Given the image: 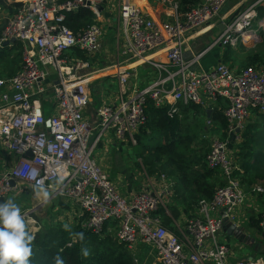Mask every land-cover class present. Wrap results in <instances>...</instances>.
Segmentation results:
<instances>
[{
	"label": "built area",
	"instance_id": "1",
	"mask_svg": "<svg viewBox=\"0 0 264 264\" xmlns=\"http://www.w3.org/2000/svg\"><path fill=\"white\" fill-rule=\"evenodd\" d=\"M230 1L203 0L183 12L173 0L168 19L157 23L133 0H119L117 61L95 67L104 26L96 21L74 31L67 21L83 10L99 20L98 7L106 0H14L17 5L1 32L0 45L20 44L22 63L17 73L0 78V203L33 192L36 180L47 177L51 197L64 200L78 219L85 217L83 227L99 235L106 228L114 231L117 242L131 252L146 244L155 248L161 264H229L231 248L219 235L226 223L237 225L247 192L236 176L239 165L230 156L228 138L241 139L253 111L264 114V65L234 70L221 61L210 70H195L202 54L188 59L185 50L189 38L216 23ZM260 8L264 0H255L225 26L214 44L247 42L243 36L260 17ZM73 50L83 58L73 57ZM161 53L166 63L154 60ZM144 65L160 75L139 89L131 78ZM102 76L117 79L119 100L91 113L90 87ZM220 100L226 102L227 139H214L207 163L225 185L211 201L200 203L177 235L155 215L160 209L169 214L173 181L165 174L146 175V185L127 199L100 164V151L112 141L137 145L148 123L149 101L173 118L181 115L182 106L199 104L213 110ZM44 102L50 106L47 110ZM205 124L213 127L209 117ZM57 175L65 177L63 184L55 182ZM250 192L264 196L261 186ZM25 216L31 225L38 224L32 215ZM259 220L264 233V205Z\"/></svg>",
	"mask_w": 264,
	"mask_h": 264
},
{
	"label": "trees",
	"instance_id": "2",
	"mask_svg": "<svg viewBox=\"0 0 264 264\" xmlns=\"http://www.w3.org/2000/svg\"><path fill=\"white\" fill-rule=\"evenodd\" d=\"M178 1L180 2L181 10L187 12L203 0ZM261 16H264V14H261ZM92 17L91 11L83 10L78 14L69 15L68 25L72 30L78 31L89 26ZM82 21L81 26H84L80 27ZM260 45L264 47V38ZM260 60L262 58L258 54L250 59L252 63ZM189 107L194 108L197 113L193 125H188L189 113L182 118L179 115L170 118L166 116V111L155 108L153 102L149 101L146 108L148 123L138 136L137 143V146L142 150L139 153L143 160L142 164L144 167L146 166L145 169L148 174H165L174 183V193L170 201L169 214L164 209H160L155 215L161 219L164 226L177 235H180V231L178 232V228L174 224L175 221H178L181 210L194 216L199 208V202L205 199L206 201H211L217 188L225 185V181L218 174L219 172L213 171L208 167L207 159L212 147L208 151H204V153H199L200 151H194V146L191 144V142H195L196 139L211 132V128L207 127L205 122L204 125L197 123L200 114L203 117H208V112L203 110V113H201L202 110L195 104H191ZM258 114L264 118V114L259 111ZM209 118L213 122L216 120L213 113ZM220 122L222 128L227 129L228 123L226 119ZM255 128H260V126ZM147 130H149V133ZM246 130H250L249 133H251L253 127L244 129V134ZM224 135L227 136L226 134ZM194 137L196 138L193 139ZM246 137L248 138L247 142L245 144L242 143L241 147H239L240 153L238 156L241 155V157L238 159L234 157V161L239 165L236 176L240 180L242 187L245 188V191H251L256 186L264 188V135L260 131L253 138L248 137V135ZM183 147L185 149V153H183L185 157L182 162L179 160L173 163L174 168L172 169L168 168L165 163L161 164L163 157H167L169 162L170 160L174 162L177 155L181 158L177 150ZM158 164H161V167H158ZM83 219L85 217L81 218V220ZM81 220L67 231L60 229V227H55L54 229L38 232L32 244L33 255L30 258V264H54V257L57 255L62 257L64 264H136L132 253L127 250L124 244L115 242L109 236L110 234L107 233V228L103 234L99 235L83 227ZM259 222L260 220L258 221L257 229L261 232ZM80 232L84 233L85 236L83 243L73 238V234ZM113 235L115 236L114 231ZM82 247L89 249L90 253L87 257L81 254Z\"/></svg>",
	"mask_w": 264,
	"mask_h": 264
},
{
	"label": "crops",
	"instance_id": "3",
	"mask_svg": "<svg viewBox=\"0 0 264 264\" xmlns=\"http://www.w3.org/2000/svg\"><path fill=\"white\" fill-rule=\"evenodd\" d=\"M13 1L14 0H0V36L8 17L14 12L15 5H17V3H14ZM133 1L135 3L137 2V4L140 5V7L142 8L143 12L149 14L152 18L155 19L157 23H163L168 19L166 13L167 10L169 9L170 2L173 0H133ZM254 1L255 0H231L224 8L221 18L216 23L212 24V26L204 29L198 34H194L189 38L188 46L186 47L185 50V57L190 59L194 54H202L201 58L199 59V63L194 66L195 70H201V69L210 70L221 61L225 62L228 66H230L234 70H240L232 66V63H229L228 58L232 53L231 50H233L234 52H239L241 49L249 48L253 41H248L247 43H243L242 41H239L236 45H229V46L214 44V42L216 38H218L219 35L223 32L225 26L229 24L231 20H233L232 18L233 15L236 13V10L241 5L245 3L251 4ZM118 6H119V0H106L105 6L102 7L103 9L101 11L102 12L101 18L98 20L99 22L100 21L102 22V25L107 31L102 41V48L100 54L98 55L100 57L101 55L103 56V58L101 57L102 59H104L103 63H116L117 61V41H118V35L120 33V26L118 21ZM259 11H260V15L264 14V8H260ZM94 16L95 15H93V17L91 18V21L94 19ZM103 22L104 24L106 22L107 25H104ZM82 23L83 21L80 23V27L84 26V25L81 26ZM260 23H259L260 27L258 29H256L257 27L255 24L254 26H252L250 30V32L253 31H255L256 33L258 32L257 33L258 37L259 36L261 37V34H264V26H262L264 23V17L260 19ZM261 28L263 33L260 34L259 30H261ZM111 35H112L111 39L114 40L112 45H110L105 39V37L108 38ZM210 40H211L210 44L207 45L208 41ZM71 55L73 57L83 58V54L79 50H73L71 52ZM96 58L97 57H95L94 60ZM154 60L158 63L167 62L165 55L162 53L156 55L154 57ZM21 63H22V47L20 44L12 43L11 45L10 44L0 45V77L1 78L10 77L15 73H17L21 67ZM154 71L157 72L156 75L157 76L156 79H157L160 75V72L158 69H154ZM153 80H149L148 82L142 81L139 84H136L135 81H132L131 78V83L137 86L139 89H141L153 83ZM139 81H141V79ZM95 83H99V86L101 85V88H98L97 90L92 88V85H94ZM104 84L107 85L109 88L104 89L103 88ZM90 88H91V103H90L89 112L91 113H94V110L97 109L101 104L108 102H117L119 100L117 79L114 76H108V77L102 76L96 82H93ZM94 98L95 101H97L96 105H93ZM195 105L200 107L199 109L202 110L201 113H203V110L207 111L208 117H210V115L213 113V116L216 119L214 121L216 130L212 129L210 134L213 132H215V134L220 132L226 134L225 132L226 129L222 128L220 124L221 123L220 121L225 120L224 110L226 107V102L224 100L218 101L215 104L216 106L213 110L205 105H199V104H195ZM206 105L212 106V104H210L208 100H206ZM192 107L182 106L181 107L182 111L180 116L184 117L187 115V113H189V115L195 114V116L197 117L196 115L197 113L195 112L196 110ZM201 115L202 114H200L199 116V120L203 122L204 125L206 117H203ZM247 127L248 125L246 126V128ZM243 132H241V135L243 134ZM118 143H122V145H124V142L115 141L113 142L111 148L116 149L117 146L122 147V145H119ZM125 143H128V145L131 148L137 146V145L136 146L131 145L130 142H125ZM230 148L231 147L229 143V152L232 151L230 150ZM230 156L231 157L233 156L231 152H230ZM111 165L112 164L109 162L108 164H106V168L113 176L114 168H112ZM121 173L123 174V176H121V178L118 177L114 180L118 186V191L125 198L129 199L135 194V192H137V190H139V187L133 185L134 178L131 175L128 176L126 170L121 171ZM121 173L118 174L120 175ZM218 174L223 179L222 175L220 173ZM117 175H114L113 177ZM246 192L247 194H246L245 202L238 210L239 218L237 225L243 228L250 237L255 239V245L253 247H249V245H247L244 242H240L238 239H236V237L230 236L228 231L225 229L221 231L219 237L221 242L226 243L228 245L230 243L229 246L232 252L229 257V264H238L240 262L250 263L254 261L255 262L261 261L262 264H264V233L260 232L257 229V225L260 217V211L262 206L264 205V196L251 194L250 190L249 191L246 190ZM64 206L66 207L67 210H70V207L68 205H64ZM191 216L192 214L189 215V213L185 212L184 210H181L179 219L178 221H175L174 224L178 228V232L180 231V229L182 230L184 228L185 223L191 218ZM251 259L253 260L251 261ZM209 264H213V263H209Z\"/></svg>",
	"mask_w": 264,
	"mask_h": 264
},
{
	"label": "rangeland",
	"instance_id": "4",
	"mask_svg": "<svg viewBox=\"0 0 264 264\" xmlns=\"http://www.w3.org/2000/svg\"><path fill=\"white\" fill-rule=\"evenodd\" d=\"M251 4L245 3V4L241 5L236 10V13L233 15L232 19L234 20L236 17H238L242 13H244L248 9V7L251 6ZM262 17H264V16L260 15V17L258 16V18L254 20L253 26L256 24V27H257L256 29H258L260 27L259 23H260V19H262ZM96 21H98V20L94 16V19L89 24H92L93 22H96ZM99 23L102 25L101 21ZM103 24H104V22H103ZM104 25H107V23L105 22ZM262 26H264V23ZM259 31H260L259 32L260 34L263 33L262 28ZM111 37H112V35L108 38L105 37V39L107 40V42L110 45H112L113 41H114L113 39H111ZM263 38H264V34H261V37L259 36L258 39L254 40L249 48L241 49L239 52H234L233 50H231L232 53H231L230 57L228 58L229 63H232V66L236 67L237 69H244V68L261 69V67L264 65V47L260 45V42H262L261 40ZM210 42H211V40L208 41L207 45L210 44ZM247 42H245V43H247ZM241 48H242V46H241ZM256 54L260 55L262 60H260L256 63H252L250 61V59L252 58V56H254ZM101 57L103 58L102 55H101ZM101 57L97 56L98 60H97V58L94 60L95 67L99 66L98 64H101V63H102L101 66L104 64H110V63H103L104 59H102ZM143 67H145V68H143ZM153 68L154 67H152L150 65L149 66L148 65L141 66L140 68H138V71L132 77V81H135L136 84H139L142 81L148 82L149 80L154 79L153 80V82H154L156 80V77H157L156 76L157 72L154 71V69H156V68H154V69ZM140 79H141V81H139ZM92 88L97 90L98 88H101V85L99 86V83H95L94 85H92ZM103 88L108 89L109 87L104 84ZM96 103H97V101H95V98H94L93 105H96ZM48 108H50V106L48 105V103L44 102V109L47 110ZM256 112L254 111L252 113V115L250 116V118L245 123V128L247 125H248L247 128L253 127V131H251V133H249L250 130H246L245 134L243 133L241 135L240 140H238L236 138H228V141H229L230 147H231L230 150H232L230 152H231V154H233V156H232L233 159H234V157L236 159L241 157V155L238 156V154L240 153L239 147H241L242 143L245 144L247 142L248 138L246 137V135H248V137L253 138V136L255 134H259L260 131L263 132V135H264V118L260 114H258V111H256ZM180 117L182 118V116H180ZM194 119H195V114L189 115L188 119H187L188 125H191V124L193 125ZM197 123L203 125V122H201L199 119H197ZM258 125L260 126V128H255L256 126L259 127ZM212 126L213 127H211V130L212 129L216 130L214 122H213ZM147 131L149 133V130H147ZM206 137H207V139H204V136H203V137H200L201 139L199 138V139H196L195 142H191V144L194 146V151H200L199 153H204V151H208L210 147H213L214 139H217V138H220L221 140L227 139V136H225L224 133H222V132L216 133V134H215V132H213L211 134L209 133L208 135H206ZM195 138L196 137H194L193 139H195ZM113 142H115V141H112L111 144H109V142H108L109 145L105 144L102 147V149L100 151V160H101L100 164L102 165V167L104 169L107 170L106 164H108L110 162L112 164L111 165L112 168H114L113 176L117 175L118 173H121V171H123V170H126L127 175L128 176L131 175L134 178L133 185L139 187V190L142 189L147 183L146 175H148L149 177H155V175H149L145 169L146 166L144 167V165L142 164L143 160H142V157L139 153V151H142V150L138 146L131 148L128 145V143H125V142H124V145H122V143H118L119 145H122V147L117 146L116 149L111 148ZM110 148H111V150H110ZM146 151L148 152V150H146ZM184 151H185L184 147L177 150V153H179L181 155V158L179 155H177L175 157L174 162H172L173 160H170V162H169L167 157H166L167 159L165 157H163L161 164L165 163L168 166V168H170V169L174 168L173 163L178 162L179 160L181 162L183 161V159L185 157V155L183 154V153H185ZM189 152L191 153L190 150H189ZM186 154L189 155L188 153H186ZM147 158H148V156H147ZM181 162H179V163H181ZM161 164H158V167H161ZM109 174H110V172H109ZM110 176L114 180L118 177L121 178V176H123V174L122 173L120 175L118 174L115 177H113L110 174ZM12 198H14V201L19 205V207L21 208V212L24 216L30 214L33 216L34 220L37 221L38 224L31 225V223L28 222V217L25 216V219L28 222L29 230L35 236L38 232L40 233V231H45L48 229H54L55 227H60V229H64V227H63L64 224H69V228H70L71 226L77 225L79 220H80V219H78L79 215L77 216L76 211L72 210L71 208H70V210H67L66 207L64 206V205H67V203L59 197H51L50 196V199L47 203H43L41 200L37 199L34 195V192H29L27 194H24L21 196V198H17V197H12ZM203 201H206V199L201 200L199 202V204ZM107 233L110 234L109 236L115 242L117 241L115 239V236L113 235V231L107 230ZM105 235H107V234H105ZM229 245H230V243H229ZM129 252H131V251H129ZM131 253H132V256L134 257V262L136 264H160L158 256H157V252L155 251V248L151 245L140 244Z\"/></svg>",
	"mask_w": 264,
	"mask_h": 264
},
{
	"label": "clouds",
	"instance_id": "5",
	"mask_svg": "<svg viewBox=\"0 0 264 264\" xmlns=\"http://www.w3.org/2000/svg\"><path fill=\"white\" fill-rule=\"evenodd\" d=\"M46 179L47 177L37 179L33 186L35 197L43 203H47L52 195L49 188L45 186ZM64 179L63 175H57L55 182L63 184ZM63 227L67 231L69 224H64ZM73 238L81 243L85 241L82 232L73 234ZM34 240L35 236L29 230L28 222L14 198L0 203V264H30ZM89 253L88 248H81V254L84 257H87ZM54 264H64L60 255L54 257Z\"/></svg>",
	"mask_w": 264,
	"mask_h": 264
},
{
	"label": "water",
	"instance_id": "6",
	"mask_svg": "<svg viewBox=\"0 0 264 264\" xmlns=\"http://www.w3.org/2000/svg\"><path fill=\"white\" fill-rule=\"evenodd\" d=\"M98 9L99 11H102L103 8L99 6ZM8 44V42L4 43V45ZM47 125L49 126L50 123L48 122ZM28 155H30V153H28ZM1 201H3V199H1ZM224 229L228 231L230 236L236 237V239H238L240 242L246 243L247 245H249V247H253L255 245V239L250 237L248 233L238 225L228 222L225 224ZM252 260L253 259H251V261Z\"/></svg>",
	"mask_w": 264,
	"mask_h": 264
},
{
	"label": "bare ground",
	"instance_id": "7",
	"mask_svg": "<svg viewBox=\"0 0 264 264\" xmlns=\"http://www.w3.org/2000/svg\"><path fill=\"white\" fill-rule=\"evenodd\" d=\"M258 33V32H257ZM255 31H253V32H247V33H245V35L243 36V40L245 41V40H249V41H254V40H256V39H258V34H257ZM255 34H257V35H255Z\"/></svg>",
	"mask_w": 264,
	"mask_h": 264
}]
</instances>
